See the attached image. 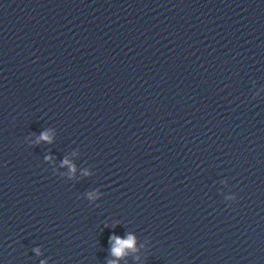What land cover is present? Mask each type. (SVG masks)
Segmentation results:
<instances>
[{"label":"water","instance_id":"95a60500","mask_svg":"<svg viewBox=\"0 0 264 264\" xmlns=\"http://www.w3.org/2000/svg\"><path fill=\"white\" fill-rule=\"evenodd\" d=\"M110 262L264 264V0H0V264Z\"/></svg>","mask_w":264,"mask_h":264},{"label":"clouds","instance_id":"9594fccd","mask_svg":"<svg viewBox=\"0 0 264 264\" xmlns=\"http://www.w3.org/2000/svg\"><path fill=\"white\" fill-rule=\"evenodd\" d=\"M40 139L51 142L50 137L48 136L47 132L42 133ZM64 163L67 164L68 162L65 161ZM73 171H74V168H73ZM88 195H89V199L94 198L93 193H89ZM112 241H115L112 247V254L118 258H122L126 254V250L134 248L135 238L131 235H129L127 239H121L119 237L113 236L110 238V243ZM110 264H114V262H110Z\"/></svg>","mask_w":264,"mask_h":264}]
</instances>
